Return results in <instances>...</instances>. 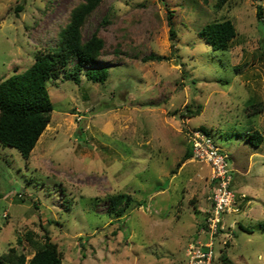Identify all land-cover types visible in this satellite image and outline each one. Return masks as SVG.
<instances>
[{
	"label": "rangeland",
	"instance_id": "374dc122",
	"mask_svg": "<svg viewBox=\"0 0 264 264\" xmlns=\"http://www.w3.org/2000/svg\"><path fill=\"white\" fill-rule=\"evenodd\" d=\"M81 2L0 0V81L55 47ZM222 20L237 37L214 51L198 31ZM92 34L107 80L48 84L50 123L27 162L0 146V255L14 247L29 259L27 234L46 233L61 264H189L196 241L231 264H264V140H244L251 128L264 138V0H100L81 28L83 41ZM252 103L261 112L247 117ZM186 105L200 114L186 118ZM199 128L227 155L234 195L211 238V170L180 162ZM122 193L129 208L109 214Z\"/></svg>",
	"mask_w": 264,
	"mask_h": 264
},
{
	"label": "trees",
	"instance_id": "16d2710c",
	"mask_svg": "<svg viewBox=\"0 0 264 264\" xmlns=\"http://www.w3.org/2000/svg\"><path fill=\"white\" fill-rule=\"evenodd\" d=\"M99 2L100 0H83L70 11L69 21L65 28L59 31L55 47L37 51L26 70L22 72L14 70L11 76L0 81V146L16 150L25 162L29 160L31 151L50 123L52 104L48 84L56 80H68L79 85L82 79L89 83L102 84L108 78V69L98 67L103 41L95 34L85 41L81 37V28ZM257 19L261 20L260 12ZM168 26L169 39L172 41L175 34L169 18ZM198 36L212 50L228 51L237 37V32L230 20H222L203 26L198 31ZM261 47L264 48V39ZM261 55L264 56V54ZM148 59L160 62L168 60V57L150 55ZM200 112V106H184L186 118L196 117ZM260 112L261 109L255 108V104L252 103L247 109V117L256 116ZM197 130L209 135L203 128ZM240 136L241 134L237 133V137ZM244 140L257 148L264 138L259 131L251 128L245 132ZM189 158H192L191 146L187 148L180 162ZM108 200V213L120 217L129 208L131 197L122 193L112 195ZM205 215L207 217L206 213ZM260 227L264 229V222L260 223ZM220 229L219 225L218 233ZM27 235L33 250L31 258L26 259L25 254L11 247L6 253L0 255V264L62 263V255L57 245L50 241L46 233L39 241L32 237V233ZM20 240L18 238L17 242L20 243ZM217 260V264H231L224 251H221Z\"/></svg>",
	"mask_w": 264,
	"mask_h": 264
},
{
	"label": "built area",
	"instance_id": "2783aa9c",
	"mask_svg": "<svg viewBox=\"0 0 264 264\" xmlns=\"http://www.w3.org/2000/svg\"><path fill=\"white\" fill-rule=\"evenodd\" d=\"M188 141L191 146L192 159L207 165L211 170L213 186L208 196L210 209L206 212L205 221L208 229L206 233L211 238L218 234L219 225L222 228L223 214L231 212L234 202L228 157L219 150L210 136L199 130L190 131ZM187 257L189 264H217L212 241L207 243L196 241L189 246Z\"/></svg>",
	"mask_w": 264,
	"mask_h": 264
}]
</instances>
